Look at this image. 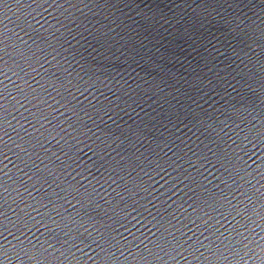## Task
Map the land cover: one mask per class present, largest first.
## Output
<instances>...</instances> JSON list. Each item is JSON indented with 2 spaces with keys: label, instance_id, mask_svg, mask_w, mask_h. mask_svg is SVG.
Returning <instances> with one entry per match:
<instances>
[{
  "label": "snow or ice",
  "instance_id": "snow-or-ice-1",
  "mask_svg": "<svg viewBox=\"0 0 264 264\" xmlns=\"http://www.w3.org/2000/svg\"><path fill=\"white\" fill-rule=\"evenodd\" d=\"M4 249H5V246L2 243H0V252H3Z\"/></svg>",
  "mask_w": 264,
  "mask_h": 264
}]
</instances>
